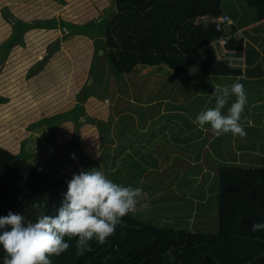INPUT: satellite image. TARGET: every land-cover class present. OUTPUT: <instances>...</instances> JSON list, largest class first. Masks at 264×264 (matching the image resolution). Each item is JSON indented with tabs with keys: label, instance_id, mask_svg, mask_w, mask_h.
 Returning a JSON list of instances; mask_svg holds the SVG:
<instances>
[{
	"label": "rangeland",
	"instance_id": "374dc122",
	"mask_svg": "<svg viewBox=\"0 0 264 264\" xmlns=\"http://www.w3.org/2000/svg\"><path fill=\"white\" fill-rule=\"evenodd\" d=\"M114 1L0 0V146L65 181L80 170L98 168L116 183L142 188L143 195L131 215L154 225L194 229V224L195 228L199 224L194 222L190 227V217L193 219L197 212V218L207 220L206 227L201 226L197 231L213 232L218 220L217 213L213 215L210 209L217 207V196L211 195L209 204L205 205L206 214L202 206L208 197L199 188L193 190L198 195L191 198L174 196L165 187L164 196L152 195L162 190L152 188L158 175H165L166 181L176 175H191L196 182L200 170L185 171L176 162L161 173L154 168L156 164L146 168V161L133 167L130 162L135 159L129 153L131 149L127 152V146L128 136L135 133L137 122H146L143 111L151 115L173 101L171 97L164 98L168 91H173L178 99L184 97L188 110L197 114L206 93L200 88L199 94L195 88L219 77L205 76L195 68H188L183 76L192 74L197 86L182 83V79L177 83L173 79L174 71L163 65H137L128 74L116 75L105 57L100 33L103 19L115 11ZM221 8L242 32L259 27L256 34H261L264 30V24L252 27L256 12L244 0H223ZM21 22L29 24L23 31ZM224 29L230 32V24ZM9 40H16V44L7 49ZM250 46L253 45L247 46V61L250 51L257 55ZM213 105L215 100L207 108ZM199 134L196 133V138ZM250 134L252 139L224 134L215 139L213 147L225 142L232 152L246 142H255L259 145V155L252 157L249 149L241 150L247 151L249 167L264 168V131ZM73 154L75 159L71 158ZM220 167L243 165L229 162ZM150 172L154 175L149 176ZM189 187L190 183L185 182L179 190L188 192ZM166 192L169 193L165 196ZM176 199L190 206L164 204ZM187 207L195 211L183 219ZM173 208L178 210L173 212ZM162 216L181 219L176 222Z\"/></svg>",
	"mask_w": 264,
	"mask_h": 264
},
{
	"label": "trees",
	"instance_id": "16d2710c",
	"mask_svg": "<svg viewBox=\"0 0 264 264\" xmlns=\"http://www.w3.org/2000/svg\"><path fill=\"white\" fill-rule=\"evenodd\" d=\"M244 1L256 12L252 26L264 24V0ZM222 2L115 0V11L103 19L100 31L112 71L125 75L137 65L165 64L177 77L188 68L205 76L241 75L243 68H230L204 49L206 42L231 32L216 31L213 21L196 22L223 13ZM21 24L22 31L29 25ZM15 41L9 40L7 49ZM228 48L243 52L245 41L232 36ZM218 177L213 232L154 225L128 213L104 244L93 240L90 251L77 255L73 238L67 251L50 259L53 264H264V230H251L252 224L264 222V168L224 167ZM66 187L65 180L0 146V216L20 211L35 221L41 212L52 215ZM37 203L40 209L33 208ZM5 255L0 248V264Z\"/></svg>",
	"mask_w": 264,
	"mask_h": 264
},
{
	"label": "crops",
	"instance_id": "0c3cea01",
	"mask_svg": "<svg viewBox=\"0 0 264 264\" xmlns=\"http://www.w3.org/2000/svg\"><path fill=\"white\" fill-rule=\"evenodd\" d=\"M223 13H227L230 16L228 12L223 11ZM231 25L234 24H230V34H233L234 38L236 39H243L245 41V48L243 50L245 65L242 69L243 73L239 76H214L219 77L218 79L221 81H217L218 79L213 80L211 83H215L214 86L211 83H207V85L204 83L203 87H196L195 89L197 91H200L201 88V91L206 93L205 102L200 106L201 108L198 109L197 114L207 108L215 100L213 92L217 85L230 86L231 84L238 81L244 85L248 99L245 111L241 116V121L244 125V128H246V131L249 132L245 138L252 139L253 135L250 134L251 132L264 131V30L259 32L261 34H256L259 31V27H257L255 30L253 28L251 31L248 30L247 32H242L234 25L236 31L232 32ZM250 44L253 45L250 47L257 52V55L255 53H251L250 51V59L247 61L246 51L247 46ZM260 56H262L263 59H260ZM162 65L168 67L164 64H160L158 66ZM171 72H173V70H171ZM183 74L179 77L174 75L173 79H175L177 83L182 79V83L188 82L196 84L197 81L194 80L196 77H193L192 74L184 77ZM222 77H228L231 79H220ZM198 80H200V78ZM198 82L201 83V81ZM172 92L173 91H168V93L164 96L165 99L169 97L173 99V101H170V103H166L167 108L161 107V109H159L156 113H151V115L148 114V111L146 110L142 112L146 118V122L144 124H139L137 122L136 128L134 129L135 133L128 136L130 143L127 146V152L128 148L131 149L129 153L133 155L135 159V162L131 161L130 163L133 164V167H138L137 164H143V162L146 161V168L147 165L156 164V167H153L158 169L159 173L168 167L171 168V164L175 162L178 163L180 168L184 169L185 171L191 168H198V170H200V176L196 182H193L191 175H176L167 181L165 175H158V181L156 180V183H152V188L154 190L157 188L162 190L155 191L152 195L155 197L163 195V189L165 187L168 190L174 192V196H190L191 198L195 195H198L196 192H193V190L199 188L202 190L201 193H205V196L208 197L206 200H204L205 202L202 206V211L206 212L208 209L205 207V205L209 204L211 195L218 197L219 177L217 175V171L221 168H219V166L232 162L242 164L243 167H249L248 163H250V159L246 156L247 151L241 149H249V153L253 157L260 154L259 145H256L255 142H253V144L246 142L238 150L233 149L232 152L228 151L230 146L225 142L219 144V146L213 147V143L216 141L215 139H218L221 136H215L210 128L207 130L198 129L197 126L192 122L195 120L197 114L188 110L184 97H180L181 99H178L176 98L175 94H172ZM234 99L235 97L231 98L229 105H226L225 107V111H227V107L230 106V103ZM214 106L215 105H213V107ZM117 122H119V120H117L116 123ZM197 132H200V134L196 138ZM138 140H140L139 145ZM153 150L155 153H157L156 155L153 154ZM129 168L130 167H128V170ZM201 173H203V175H201ZM147 180L149 179H146V181ZM199 180H201V183L198 182ZM185 182L190 183L191 186L189 187L190 191L188 192H183L182 189L179 190V188H183ZM212 189L213 192H211ZM167 193L169 192H166L165 196ZM167 201L168 202L164 204L169 203L171 206H184L187 204L190 206V203H181L183 200L179 199ZM175 210H178V208H173V212ZM192 210V208L187 207V213H185L186 216H183V219L187 218L188 214ZM210 211H212V214L214 215L217 213V207L215 208L214 206V208L210 209ZM196 215L193 219L190 217V227L193 226L194 222H198L199 224L198 227L196 226V228L194 224L195 231L201 228V226L206 227L207 222L205 218L200 219V217L197 218ZM165 218H169L171 221L174 220L176 222L178 219H181L180 217L175 216Z\"/></svg>",
	"mask_w": 264,
	"mask_h": 264
},
{
	"label": "clouds",
	"instance_id": "9594fccd",
	"mask_svg": "<svg viewBox=\"0 0 264 264\" xmlns=\"http://www.w3.org/2000/svg\"><path fill=\"white\" fill-rule=\"evenodd\" d=\"M213 95L215 106L199 112L192 122L200 130L210 128L217 137L227 133L245 137L241 116L248 99L244 85L238 81L217 85ZM66 185L52 215L41 212L35 221L26 220L20 211L0 216V248L6 253L3 264H53L50 257L67 251L73 238L77 255H83L91 250V241L104 244L114 234L121 218L136 210L143 191L114 182L98 168L74 173ZM251 230H264V222L252 224Z\"/></svg>",
	"mask_w": 264,
	"mask_h": 264
},
{
	"label": "built area",
	"instance_id": "2783aa9c",
	"mask_svg": "<svg viewBox=\"0 0 264 264\" xmlns=\"http://www.w3.org/2000/svg\"><path fill=\"white\" fill-rule=\"evenodd\" d=\"M202 21L203 24H207L210 21L214 22L216 31L222 32L224 26L231 23V17L227 13H221L216 17L204 16L197 19L196 22ZM234 36L230 33L227 35H220L217 38L208 41L204 44V49L211 50L215 55V58L224 63L230 68L241 69L244 67V53L240 50H234L228 48V42L231 37Z\"/></svg>",
	"mask_w": 264,
	"mask_h": 264
}]
</instances>
